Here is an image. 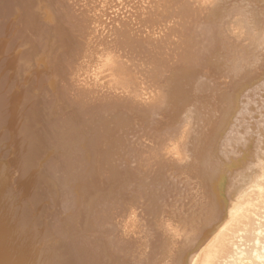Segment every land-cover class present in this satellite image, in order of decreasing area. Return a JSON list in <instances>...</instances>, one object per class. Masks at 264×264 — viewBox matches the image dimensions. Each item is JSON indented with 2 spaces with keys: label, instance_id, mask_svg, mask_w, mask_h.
Wrapping results in <instances>:
<instances>
[{
  "label": "bare ground",
  "instance_id": "obj_1",
  "mask_svg": "<svg viewBox=\"0 0 264 264\" xmlns=\"http://www.w3.org/2000/svg\"><path fill=\"white\" fill-rule=\"evenodd\" d=\"M0 264H264V0H0Z\"/></svg>",
  "mask_w": 264,
  "mask_h": 264
}]
</instances>
